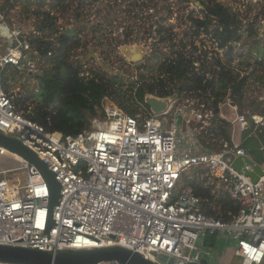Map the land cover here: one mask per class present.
<instances>
[{"label": "built area", "instance_id": "built-area-1", "mask_svg": "<svg viewBox=\"0 0 264 264\" xmlns=\"http://www.w3.org/2000/svg\"><path fill=\"white\" fill-rule=\"evenodd\" d=\"M5 3L0 0V21L8 30L5 37L11 44L0 55V133L19 139L35 152L60 184L61 194L50 215V189L43 175L23 158L0 148V156L19 158V169L26 174L24 185L8 188L11 171L0 172V177H6L0 178V245L54 255L121 247L155 264H161L160 254L192 263L206 259V255L214 259L203 245L214 236L234 243L240 264H264V36H259L257 27L259 19L264 22V15L259 14L264 8L251 15L253 6L248 5L242 17L238 8L229 5L242 20V40H262V48L232 51L229 58V51L217 48V44L214 51L203 44L199 52L193 51V42L185 46L183 53L192 60L190 72L195 71L208 86L187 90L184 82H175L173 89H167L173 93L165 97L170 98V104L162 114L153 113L146 101L136 96L144 83L141 75L148 82L154 78L139 73L147 52L137 62L121 59V66L101 53L110 61L106 64L97 52L96 41L88 39V29L80 25L83 21L79 22L81 30H77L73 27L77 21L71 20L64 29L74 28L81 46L72 52L70 61L80 69L84 80L99 75L121 79L123 72L135 66L139 77L131 100L135 114L108 100L107 116L95 119L91 130L64 137L47 132L18 112L13 98L4 90L1 75L5 68L36 76L45 60L31 45L32 36L38 32L21 25L11 29L8 12L3 10ZM249 25L255 28L257 37L249 35ZM192 36L202 37L203 42L205 38L212 40L204 34ZM116 45L117 55L127 46L122 42ZM151 54L161 58V65L165 61L154 50ZM223 68L234 76L229 87L221 81ZM111 72L114 76H108ZM157 79L168 77L159 71ZM235 85H240L239 92ZM219 123L229 124L231 136L228 141L221 135V150L217 152L203 143L217 142L213 137L220 133ZM247 141H254L255 146L247 150ZM238 158L244 163L241 170L232 166L233 159ZM255 168L261 171L257 182L246 174L254 173ZM190 171L201 181L213 184L214 194L222 191L236 203L238 213L231 222L206 216L194 189L179 187Z\"/></svg>", "mask_w": 264, "mask_h": 264}, {"label": "trees", "instance_id": "trees-1", "mask_svg": "<svg viewBox=\"0 0 264 264\" xmlns=\"http://www.w3.org/2000/svg\"><path fill=\"white\" fill-rule=\"evenodd\" d=\"M70 1L72 3L77 1L80 5L74 9L77 11L75 26L81 29L79 22L87 19L86 11L82 9L85 0ZM67 2L68 0H15L14 3H10V0H6L3 10L8 12L9 22L23 27H25L26 21L33 22L30 30H36L38 35L32 36L31 45L41 56L45 57V60L40 73L35 77L39 84L37 93L32 91L28 96L10 93L11 86L9 84L16 79L19 73L12 67H7L1 75L4 90L13 98L18 112L43 126L47 132L60 133L64 137L77 136L84 131L91 130L95 119H104L107 116L106 103L108 100L115 101L128 114L136 112L131 103L132 94L136 88L134 82L126 85L122 82L123 79L100 75L86 81L80 76V69L71 63L72 52L81 46V40L78 34L68 37L66 30L62 25H59L57 15L59 11L63 9L64 15L70 14L72 5ZM198 2L202 9H198L197 13L196 9L191 10L189 16L186 17L191 22V34L197 37L202 34L211 37L213 45L217 44V48L229 51L228 57L230 58L233 51L232 46L240 43L243 37V23L240 15L233 7L223 4L220 0H198ZM81 9L82 11H80ZM21 14L25 17H22ZM166 14L167 16L161 15L158 11L150 14L148 18L154 19L159 16L163 21L158 24L160 28H164L163 24H169V21L175 16V12L171 8ZM259 14L264 15V10ZM83 17L84 19H82ZM69 23L70 21H68ZM248 27L249 35L257 37L255 28L251 25ZM164 30L158 31V35L161 36L158 42L167 44L168 52H160V48L157 47L154 52L165 60L158 72L165 74L168 79L155 80L153 78L148 82L146 76L141 75L140 80H143L144 83L136 91V96L141 102H145L147 95L170 97L173 93L171 90L176 86L175 82L177 81L184 82V87L187 90L208 86V83L204 84L203 78L196 75L195 71L190 72L192 60H187L183 53L186 44L183 41L179 44L175 42L174 27L170 25ZM163 34L165 35L163 36ZM191 45L193 51H198L194 43ZM179 48H183V50H179ZM49 53H51L50 57ZM221 75V81L227 87L232 85L233 74L223 68ZM168 88L172 89L169 91ZM234 89L239 92L240 85H235ZM218 128L220 133L213 137L217 142L211 143L204 140L203 143L217 152L221 150L219 143L221 135L228 141L231 136L229 124L219 123ZM254 146V141H247L244 145L247 150ZM200 174L204 175V172L200 171ZM183 177V187L194 189L195 194L203 203V212L206 216L231 222L233 216L237 215L238 206L236 203L222 191L214 194L215 186L206 179L201 181L196 173L194 178ZM213 237L209 236L206 243L213 244Z\"/></svg>", "mask_w": 264, "mask_h": 264}, {"label": "rangeland", "instance_id": "rangeland-1", "mask_svg": "<svg viewBox=\"0 0 264 264\" xmlns=\"http://www.w3.org/2000/svg\"><path fill=\"white\" fill-rule=\"evenodd\" d=\"M69 2L72 5L70 14L64 15L63 9L57 14L59 17V25H62L63 28L64 26H68V21L75 19L77 11L74 8L80 6L77 1L72 3L70 0H68L67 3ZM222 2L226 5H231L234 8H238L237 11L240 13V15H242V17L245 16L247 9H249L248 5L253 6L251 15L261 12L264 8V0H222ZM262 2L263 5L261 4ZM200 5L201 4L198 2V0H85L82 9L86 11L85 14L87 19L83 20L80 25L88 29L86 31L87 38H93V40L96 41L98 49L97 52L100 55L103 53L105 56H111V60L113 58L115 63L121 59L123 61L128 59L127 56L123 55V49L119 51V55H117L118 52L115 49V47H117V43L119 44L122 42L125 44L123 46L127 45L126 47H144L146 49L145 51L147 52V55L144 58L145 64L142 66V70L139 73L146 74L149 79H151L152 77H156V72H158V69L162 63L161 58L157 59L152 57V51L155 50V47L161 46L160 48H162L164 53L168 52L167 44L158 43L159 37H161L158 35V31L160 29L164 30L171 25L174 27V32L177 36L175 42L179 43L184 41L183 43H186L187 46H191L190 44L193 42L198 49H202V45L204 44L206 45L207 49L214 51L215 46L213 45L212 40L205 38L203 42L200 41L202 37L196 39L191 33H189L191 23L186 17L189 16V12L191 10L196 9L197 13ZM171 8L175 12V16H173V18L169 21V24H163L162 27L164 28H160V25L156 24V22L163 21L159 16L154 19L148 18L150 14L158 11L161 13V15L167 16L166 13ZM82 9L80 11H82ZM21 15L22 17H25L23 14ZM82 19H84V17ZM32 24L33 22L26 21V30L31 29ZM8 25L11 29L14 28V25L9 21ZM73 27L79 30L77 26ZM257 27L260 29L259 36H264V22L260 21L259 19ZM3 29H5V26L0 21V55H3L6 47L11 44L10 41L6 39ZM187 33L188 36H186ZM164 35L165 34H163V36ZM83 38L84 40H87L85 37ZM262 46V40L256 41L245 38L240 43L234 44L232 47L233 51H238L242 49L262 48ZM149 54H151V57ZM149 59H151V61H149ZM108 61L103 59L102 62L108 64ZM119 66H121L120 63ZM139 67L140 66H138L137 69ZM103 71L106 72L107 67H104ZM134 71L136 72V66L135 68H132L130 72L124 73L122 71V82L126 85H130V83L135 82L136 77H139V73H135ZM110 75L114 76V73L111 72V74H108V76ZM35 77L36 76L34 75L30 76L28 73L17 75L16 79L11 81L9 84L11 86L10 93L21 94L23 96H28L32 91L37 93L39 91V84ZM0 159H4L2 160L3 163L0 162V172L11 171L7 175L8 186L16 187L19 183L24 185L26 181V174L24 171L19 169L20 159L12 156H0ZM194 175L195 173L190 171L184 176H187V178H194ZM0 178L6 177L1 176ZM179 187L182 188L183 183H180Z\"/></svg>", "mask_w": 264, "mask_h": 264}, {"label": "water", "instance_id": "water-1", "mask_svg": "<svg viewBox=\"0 0 264 264\" xmlns=\"http://www.w3.org/2000/svg\"><path fill=\"white\" fill-rule=\"evenodd\" d=\"M74 34V28L68 29L66 32L68 37H73ZM123 51L127 58L134 62L140 61L145 55L144 48H142L143 54H141V56L139 55V57H131V50L129 47H124ZM145 101L155 114L165 113L170 104V98H158L153 95H147ZM0 148H4L9 152L18 155L40 171L50 189L49 209L51 215L54 207L58 204L61 194V187L55 176L39 159L37 154L27 148L19 139L7 137L0 133ZM243 164L244 163L240 158L233 159L232 161V166L237 170H241ZM246 174L252 177L253 182H257L261 171L259 168H255L254 173ZM158 260L161 264H209L206 259H202L199 262L185 263L164 254L158 255ZM0 262L12 264H101L104 262H118L120 264H155L152 261L145 259L139 253L121 247H109L91 251L63 252L54 255L39 250L5 245H0Z\"/></svg>", "mask_w": 264, "mask_h": 264}, {"label": "crops", "instance_id": "crops-1", "mask_svg": "<svg viewBox=\"0 0 264 264\" xmlns=\"http://www.w3.org/2000/svg\"><path fill=\"white\" fill-rule=\"evenodd\" d=\"M2 160L0 162H2ZM213 238H214L213 244L210 242L206 243V241L203 242V245L207 249L211 250L210 252L212 253V256H213L212 258H214V259H211L210 256L206 255L205 256L206 259H209L210 262L213 261L214 264H240L241 263V261L235 254V245L233 242L229 240H225L220 237H213Z\"/></svg>", "mask_w": 264, "mask_h": 264}, {"label": "bare ground", "instance_id": "bare-ground-1", "mask_svg": "<svg viewBox=\"0 0 264 264\" xmlns=\"http://www.w3.org/2000/svg\"><path fill=\"white\" fill-rule=\"evenodd\" d=\"M3 33L6 35L8 34V30L5 28L3 29ZM142 48L141 46H134V47H130V50H131V57H139V55L141 56V54H143L142 52ZM137 62V61H136ZM8 186V184H7ZM8 188H13V187H10L8 186Z\"/></svg>", "mask_w": 264, "mask_h": 264}]
</instances>
